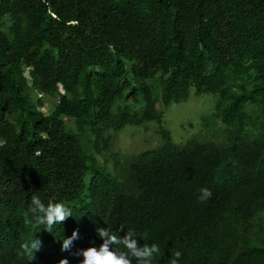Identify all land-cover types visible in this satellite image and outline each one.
<instances>
[{
  "label": "trees",
  "instance_id": "1",
  "mask_svg": "<svg viewBox=\"0 0 264 264\" xmlns=\"http://www.w3.org/2000/svg\"><path fill=\"white\" fill-rule=\"evenodd\" d=\"M192 92L227 140H173L164 108ZM147 121L162 146L112 151ZM32 195L73 215L49 232ZM98 227L157 243L155 264H264V0H0V264H75Z\"/></svg>",
  "mask_w": 264,
  "mask_h": 264
},
{
  "label": "clouds",
  "instance_id": "2",
  "mask_svg": "<svg viewBox=\"0 0 264 264\" xmlns=\"http://www.w3.org/2000/svg\"><path fill=\"white\" fill-rule=\"evenodd\" d=\"M211 196L212 192L208 187L199 189L198 199L201 202L207 201ZM27 211L31 214L36 225L42 226L41 228L49 232H53L54 226L60 225L67 217L73 215L71 207L57 201L55 196L45 203L38 195H32ZM96 231L102 238V242L98 245L93 243L80 248L75 253L79 257L75 264H155V259L161 252L159 245L155 242L151 244L139 243L136 233L132 229H127L124 235H118L116 231L108 227H98ZM76 236L75 230L69 237L61 236V250H68ZM41 246L42 241L34 236L33 239L25 241L21 245L18 255L31 259ZM181 256L182 252L176 250L172 254L171 264H180ZM58 264H71V261L64 257L58 261Z\"/></svg>",
  "mask_w": 264,
  "mask_h": 264
},
{
  "label": "rangeland",
  "instance_id": "3",
  "mask_svg": "<svg viewBox=\"0 0 264 264\" xmlns=\"http://www.w3.org/2000/svg\"><path fill=\"white\" fill-rule=\"evenodd\" d=\"M218 96L211 93H191L186 101L172 103L164 108L163 126L170 132L177 143L191 139H206L223 142L222 138L229 135L228 125L220 120L206 118L214 111ZM42 110L50 112L54 100L45 98ZM164 144L160 132V124L147 121L143 124H128L115 132L112 151L118 152L124 159L127 156L144 150L156 149ZM99 159H102L100 156ZM112 168V162H108Z\"/></svg>",
  "mask_w": 264,
  "mask_h": 264
}]
</instances>
